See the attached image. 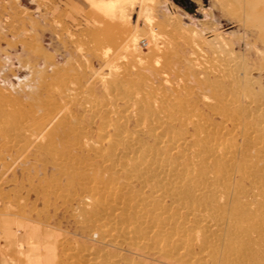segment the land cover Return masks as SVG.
<instances>
[{
  "label": "rangeland",
  "instance_id": "374dc122",
  "mask_svg": "<svg viewBox=\"0 0 264 264\" xmlns=\"http://www.w3.org/2000/svg\"><path fill=\"white\" fill-rule=\"evenodd\" d=\"M104 117L122 126L118 151L104 140L111 129L96 133ZM165 123L179 146L168 144L172 163L199 138L196 123L258 165L247 173L264 175V40L243 6L0 0V264H76L66 253L85 245L103 254L117 247L119 264L138 263L90 223H114L110 214L120 221L126 204L147 212L148 223L161 208L178 209L133 171L130 136L142 142L139 157L153 155L148 150L160 144L148 131ZM243 130L257 137L252 147ZM238 184L231 189L241 198L252 195L249 181ZM128 213L131 221L138 215Z\"/></svg>",
  "mask_w": 264,
  "mask_h": 264
},
{
  "label": "bare ground",
  "instance_id": "6f19581e",
  "mask_svg": "<svg viewBox=\"0 0 264 264\" xmlns=\"http://www.w3.org/2000/svg\"><path fill=\"white\" fill-rule=\"evenodd\" d=\"M230 1L244 7L246 20L258 26L264 40V0ZM113 4L110 3L108 6H114ZM4 83L15 87L14 83L6 79ZM140 108L142 109L141 106ZM159 118L157 117L161 121ZM146 120H143L140 129H147ZM119 123L112 118L104 117L103 122L97 127V134H105L106 128L112 130V135L104 139L111 150L118 151L123 145L120 140L122 126ZM181 123L185 126L187 122L183 119ZM165 124V129L156 126L155 129L152 128L153 130L150 127L148 131L149 136L160 144L148 150L153 152V155L139 157L142 142L140 144V140L137 141L136 137L130 136V142L134 145L131 153H137L133 171L142 173L143 183H156L161 186L157 194L159 198L161 200L167 198L178 209L172 211L168 206V214H166L167 211L161 208L162 213H157L156 222L148 223L147 219H143L147 212L142 216L143 213L137 209V204H126L128 212L133 214L138 212L137 216H132L133 221L127 212L122 215L120 221L116 215L110 214L114 223L93 222L90 226L97 229L106 244L114 239H116L115 245L125 244L132 255L139 257L140 261L136 264H264V185H261L262 182L264 183V175L247 173L248 168L252 171L258 170V165L244 156L241 151L239 153L235 143H229L223 137H214V134L211 135L203 124L201 127L196 123L194 128L199 138L195 137L194 144L190 145L187 142L184 146L182 144L183 147L177 150V158L172 163L168 160V144L171 149L179 146L175 148L172 137L168 136V123ZM261 127L264 129V125ZM243 131L248 137L245 143L250 147L255 145L257 137L248 136L249 134ZM185 148L194 151L193 154L191 153L192 156L189 152H185ZM262 151L264 152V149ZM240 155L244 157L242 161H237V156ZM237 173H240V180L236 176ZM243 180L251 183L253 193L245 194L244 198H241V189L232 190L231 185L233 182L238 184ZM84 247L80 250L73 249L66 255L76 264L120 263L117 258L119 252L117 247L110 251L108 249L104 254L93 253V248L91 250V247L90 249ZM83 250H87V253Z\"/></svg>",
  "mask_w": 264,
  "mask_h": 264
}]
</instances>
